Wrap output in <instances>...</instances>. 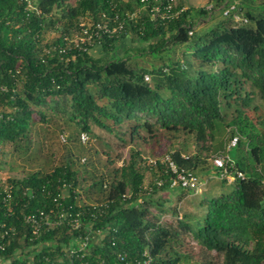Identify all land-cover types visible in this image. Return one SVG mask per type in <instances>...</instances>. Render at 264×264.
Wrapping results in <instances>:
<instances>
[{"label":"trees","instance_id":"16d2710c","mask_svg":"<svg viewBox=\"0 0 264 264\" xmlns=\"http://www.w3.org/2000/svg\"><path fill=\"white\" fill-rule=\"evenodd\" d=\"M141 5L140 0H0V148L8 143L14 151L29 150L34 115L42 120L65 115L77 134L88 137L92 124L111 132L132 120V139L141 130L149 137L159 131L167 139L182 136L180 146L167 151L171 161L199 185L215 178L218 186L203 191L171 186L168 162L157 157L153 164L133 147L106 176L84 174L68 154L50 170L6 178L9 202L0 187V235L8 230L0 237V264H142L146 257L149 264H190L188 253L178 249L184 234L221 256V264L264 263V128L249 113L260 108L256 97L264 100V0H239L247 23L234 25L222 17L191 35L187 30L196 18L209 14L204 7L176 0L174 9L184 10L157 23ZM135 10L123 34L99 39L97 53L59 51L64 37L86 20L102 13L126 19L125 13ZM47 30L55 36L43 41ZM130 34L145 44L138 52L163 62L139 67L130 62L131 54L120 55ZM176 46L181 52L171 57ZM235 133V145L225 150ZM225 152L244 178L227 182L218 176L211 158ZM145 169L152 174L147 183ZM158 192L175 193L176 203L166 204L169 197H155ZM188 194L198 198L181 209ZM41 210L67 215L33 235L24 215ZM165 211L174 215L175 225L160 220ZM73 217L76 228L69 221Z\"/></svg>","mask_w":264,"mask_h":264},{"label":"rangeland","instance_id":"374dc122","mask_svg":"<svg viewBox=\"0 0 264 264\" xmlns=\"http://www.w3.org/2000/svg\"><path fill=\"white\" fill-rule=\"evenodd\" d=\"M30 4L34 0H28ZM184 6L206 7L209 4H213L214 0H179ZM239 1V0H238ZM219 4L214 5L211 15L199 16L195 20L193 26L194 30H199L205 26L210 25L212 22L222 19L219 10ZM87 21V20H86ZM55 32L53 30H47L43 36V41H49L53 39ZM123 47L118 49L120 55L128 53L130 55V62L136 64L139 67H148L151 64L160 65L163 61L159 58H154L149 52L141 53L136 49H139L145 44L139 43L136 39L131 38V34L122 40ZM125 44V45H124ZM181 46H176L170 50L171 57L178 56L181 52ZM98 51V50H97ZM95 51V53H97ZM256 103L260 105L258 111H249L250 115H253L259 128H264V100L256 97ZM261 120L262 123L260 122ZM34 123L31 126L30 138L31 143L29 150L25 153L14 151L12 144H5L0 148V179H6L8 177H20L29 171L42 168L44 170H50L55 164H58L66 155H71L74 158L75 165L82 170L85 174V170L98 175L99 172L106 174L113 168L119 167L124 160L128 158L130 147L139 150L141 157L144 160L155 159L162 157L174 147H179L180 142L183 141L182 136L179 138L167 139L165 133H157L158 136L149 137L147 132L141 130L139 133L143 137H130V130L134 124L132 120L123 121L120 125L116 126L115 131H107L97 125L91 126V133L86 142L78 143L79 134H77L75 125L68 122L65 115L62 114H47L45 120H42L38 115H34ZM63 131V132H62ZM60 134H64L65 141H62ZM70 134H74L75 138L68 139ZM188 144L189 152L195 150V145L192 142V138L185 140ZM207 156L206 151H202V156ZM210 155L207 156V158ZM78 158V159H77ZM82 158L84 160H82ZM84 162V163H83ZM209 162V160H208ZM143 166V165H142ZM146 168V167H143ZM145 182L152 178L151 172L145 169ZM88 181L85 182L87 184ZM219 184L218 179L210 181L205 185V182H201L198 191H203ZM159 195L163 197H169L170 201L166 204L173 206L176 203L175 193H157L155 197ZM187 198V199H186ZM198 194L186 195L182 204H178L183 207H191L193 199H197ZM177 206V207H178ZM179 209V210H181ZM151 212H157L158 210L150 206ZM160 220L164 224L175 225V217L170 211L162 213ZM182 244L179 246V250L189 255L190 264H221L222 258L214 251H204L203 248L191 237L190 234L181 235ZM264 264V263H262Z\"/></svg>","mask_w":264,"mask_h":264},{"label":"built area","instance_id":"2783aa9c","mask_svg":"<svg viewBox=\"0 0 264 264\" xmlns=\"http://www.w3.org/2000/svg\"><path fill=\"white\" fill-rule=\"evenodd\" d=\"M142 5L141 8H147L149 12V18L157 23H161L167 21L169 19L175 18L179 15V13L184 10V6L174 9V5L176 0H140ZM219 10L222 17L229 18L231 22L235 24H244L247 23L248 19L243 14L238 0H221L219 4ZM208 10V15L211 14L213 10L212 4H209L205 7ZM139 10H135L133 12H126V19L119 17L117 13H113L111 15H107L106 13H102L101 17L95 21H86L81 24V27L74 31L71 35L65 36V44L64 47L59 49L60 52H65L66 50L71 49H79V50H89L97 46L99 44V39L103 37H113L119 36L125 32V23L126 20L133 19ZM193 32V27L188 28L187 33L191 35ZM144 80H149V74L145 73L143 76ZM238 134H233L225 144V150H228L232 146L235 145ZM60 138L62 141H65L64 134H60ZM81 142H86L88 140V135L85 132H81L79 135ZM82 160H84L82 158ZM161 161H167L168 166H170L173 176L170 177V185L175 186L180 184L184 187H190L197 189L199 187V183L197 178L191 174H184L182 170H178L177 166L171 161L168 153L163 154L160 157ZM212 163L218 168L219 174L218 176L221 178H225L227 182H232L235 178H244V173L234 167V162L230 158V156L225 153H221L219 155H215L211 158ZM149 162L155 164L157 158L149 159ZM264 182V175L261 179ZM160 183V182H159ZM0 187L2 188L3 200L9 202L11 199V191L10 185L6 183V179H0ZM8 210H10V207ZM67 214L64 211L60 213H54L52 210L45 212L43 210L38 211L36 213H28L24 215V220L29 224L31 234L37 235L39 231L49 225L59 224L62 218L65 219ZM70 216V214H68ZM70 224L73 227L79 226V221L77 217H73L70 220ZM2 226V225H1ZM8 229L12 230L11 227ZM3 234L8 235V230H5ZM0 235L1 238L4 235ZM79 241V240H78ZM79 248H82L85 242H78ZM0 249L3 250L4 246L0 244ZM122 256H119V259H122ZM150 258L146 257L142 264H149ZM46 264H70V262H65L63 260L52 261L49 260ZM88 264V263H87ZM125 264H131L130 261H126Z\"/></svg>","mask_w":264,"mask_h":264},{"label":"crops","instance_id":"0c3cea01","mask_svg":"<svg viewBox=\"0 0 264 264\" xmlns=\"http://www.w3.org/2000/svg\"><path fill=\"white\" fill-rule=\"evenodd\" d=\"M184 5V4H183ZM125 45V44H124ZM93 50H95V51H97L98 50V48L97 47H94V49Z\"/></svg>","mask_w":264,"mask_h":264}]
</instances>
